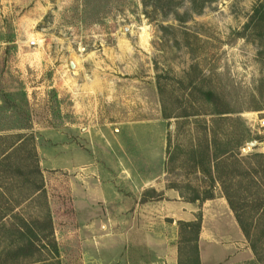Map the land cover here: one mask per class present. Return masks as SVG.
Segmentation results:
<instances>
[{"label":"rangeland","instance_id":"obj_1","mask_svg":"<svg viewBox=\"0 0 264 264\" xmlns=\"http://www.w3.org/2000/svg\"><path fill=\"white\" fill-rule=\"evenodd\" d=\"M162 2L0 0V264H82L90 239L160 264L159 236L164 264H199L203 200L173 202L194 191L228 206L223 229L227 195L244 220L217 264H264V0ZM92 177L118 199H81ZM24 222L32 245L8 254Z\"/></svg>","mask_w":264,"mask_h":264},{"label":"crops","instance_id":"obj_2","mask_svg":"<svg viewBox=\"0 0 264 264\" xmlns=\"http://www.w3.org/2000/svg\"><path fill=\"white\" fill-rule=\"evenodd\" d=\"M92 178L94 179V181L87 183L86 187L84 185H81V195H79L81 199H84L88 202L93 200L104 201L109 200V198H115V200L118 199L122 190L120 187H115L116 181H114L113 179L102 181V179L100 178ZM128 184L133 189V187H136V184L138 183L136 182L135 184V182H128ZM128 189L130 188L128 187ZM158 191H161V187L159 190H157V192ZM162 195L163 193H160L159 195H157V197L160 198ZM173 199V202H175V207L178 208L180 212H184L185 210L183 209H187L188 212L192 211L190 208L194 205L193 203L195 202L183 201L177 194ZM158 201L159 203L156 205L162 207L163 198H160ZM206 201H209V207L206 206ZM213 202H215V205H212ZM222 202L223 201H216L212 198H206L202 201L203 219L198 234L199 264H217L221 259L219 257L221 252H225L226 255H228L229 253L236 252L239 248V243H237L233 239H230L233 235H235L237 239L241 238L239 226L237 224H235L234 226L229 224L231 229H223L224 227L219 224V221L231 212L228 206ZM148 204L152 203L150 202ZM155 240H158V243H147L145 248L150 250L154 249V251L156 250L157 258L155 259H157V261L161 260L162 263L160 264H164L165 261H167L166 258H168L169 256L172 257L173 251L170 247H168L170 241H167L166 239V243H164L163 236H159L158 238H155ZM81 244V248L83 250H81V252L84 254L82 264H131L132 258V262H135L138 259V257L130 256L128 258L126 257L125 261L118 263L117 259L119 258L118 256L120 253H118L119 251L117 252V250H114V248L117 246V242L110 241L109 239H90L88 242H83ZM244 250L246 251L247 249ZM114 252L118 254L112 255ZM145 252L146 251H144V253ZM239 252L237 253V255L239 254ZM213 253H215V256H213ZM112 259H115L116 261L109 263L108 260ZM147 262L149 263V260ZM147 262L146 264H148Z\"/></svg>","mask_w":264,"mask_h":264},{"label":"trees","instance_id":"obj_3","mask_svg":"<svg viewBox=\"0 0 264 264\" xmlns=\"http://www.w3.org/2000/svg\"><path fill=\"white\" fill-rule=\"evenodd\" d=\"M142 1L145 4H152L154 6V8H156L158 10L159 9L162 11L164 10L162 0H142ZM204 94L206 96H209V97L213 96V93L211 91H204ZM251 155L258 156V157H261L263 159V160H258L257 161L258 162L257 167L255 169H253V172H255L256 174H259L258 179L259 178L262 179L264 177V153H254ZM244 174L247 177H249L250 183L255 181L253 179L250 171H244ZM212 197H213L212 191H209L206 195H203V196H201L198 192L194 191V193L190 197L187 198V201H191V202L202 201L206 198H212ZM226 199L228 201L230 208L234 212L235 218H236L239 226L244 231L245 230L244 220H243L242 216L240 215V213H238L239 207H237V205L235 204V201L232 200V198L229 195H227ZM263 210H264V207H263ZM167 220L172 221V218H168ZM186 224L192 225L193 227H195V229L197 231H199V229H200V224L197 221L196 222L195 221L187 222ZM18 232H19L18 237L19 238H25V241H24L25 243L18 244L14 249L7 251L8 254H11L13 256H19V255L25 254L26 253V251H25L26 247H29L30 245H32V241H31L30 237L32 235H34V233H33L31 226H29L28 223L24 222L23 228L20 229ZM22 240H24V239H22ZM55 251H57V249Z\"/></svg>","mask_w":264,"mask_h":264},{"label":"water","instance_id":"obj_4","mask_svg":"<svg viewBox=\"0 0 264 264\" xmlns=\"http://www.w3.org/2000/svg\"><path fill=\"white\" fill-rule=\"evenodd\" d=\"M71 65L73 66L74 65V62L73 61H71ZM254 144H255V142L254 141H250L249 142V146H252V147H249V152H264V145H262V146H255L254 147Z\"/></svg>","mask_w":264,"mask_h":264},{"label":"built area","instance_id":"obj_5","mask_svg":"<svg viewBox=\"0 0 264 264\" xmlns=\"http://www.w3.org/2000/svg\"><path fill=\"white\" fill-rule=\"evenodd\" d=\"M34 41H32V43H33ZM264 125V119H261L260 120V126H263Z\"/></svg>","mask_w":264,"mask_h":264}]
</instances>
